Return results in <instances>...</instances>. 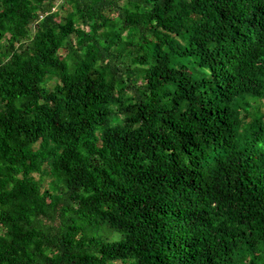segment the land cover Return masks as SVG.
Wrapping results in <instances>:
<instances>
[{"label":"trees","instance_id":"trees-1","mask_svg":"<svg viewBox=\"0 0 264 264\" xmlns=\"http://www.w3.org/2000/svg\"><path fill=\"white\" fill-rule=\"evenodd\" d=\"M0 264H264V0H0Z\"/></svg>","mask_w":264,"mask_h":264}]
</instances>
